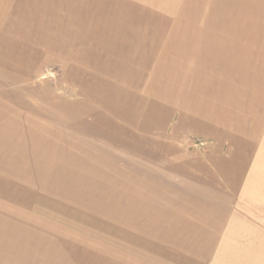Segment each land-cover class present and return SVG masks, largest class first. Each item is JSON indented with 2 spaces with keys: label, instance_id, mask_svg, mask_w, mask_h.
I'll return each mask as SVG.
<instances>
[{
  "label": "rangeland",
  "instance_id": "1",
  "mask_svg": "<svg viewBox=\"0 0 264 264\" xmlns=\"http://www.w3.org/2000/svg\"><path fill=\"white\" fill-rule=\"evenodd\" d=\"M7 4L0 264H185L180 216L145 190L168 171L177 112L229 103L233 120L238 94L263 87L252 70L203 63L200 43L245 47L264 21L240 0H27L25 18ZM182 146L199 155L214 141Z\"/></svg>",
  "mask_w": 264,
  "mask_h": 264
},
{
  "label": "crops",
  "instance_id": "2",
  "mask_svg": "<svg viewBox=\"0 0 264 264\" xmlns=\"http://www.w3.org/2000/svg\"><path fill=\"white\" fill-rule=\"evenodd\" d=\"M4 1L16 16H27V0ZM240 1H246L249 18L264 21V0ZM247 29L255 36L245 47L227 41L210 48L200 43L199 59L231 66L235 74L252 70L263 87L235 93L247 99L233 120L228 118L229 103L215 109L201 106L191 114L177 112L166 151L168 171L151 173V191L145 190L162 204L159 208L180 216L176 237L183 243L185 264H264V25L249 24ZM190 119L198 129L186 128ZM186 133L211 139L214 146L194 155L182 146L190 135Z\"/></svg>",
  "mask_w": 264,
  "mask_h": 264
}]
</instances>
